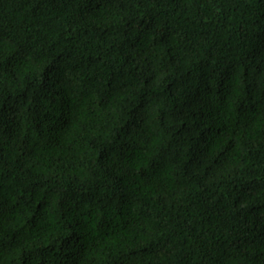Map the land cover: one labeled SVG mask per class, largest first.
<instances>
[{"label":"trees","instance_id":"1","mask_svg":"<svg viewBox=\"0 0 264 264\" xmlns=\"http://www.w3.org/2000/svg\"><path fill=\"white\" fill-rule=\"evenodd\" d=\"M0 264H264V0H0Z\"/></svg>","mask_w":264,"mask_h":264}]
</instances>
